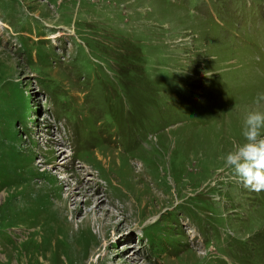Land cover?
Returning a JSON list of instances; mask_svg holds the SVG:
<instances>
[{"label": "rangeland", "instance_id": "obj_1", "mask_svg": "<svg viewBox=\"0 0 264 264\" xmlns=\"http://www.w3.org/2000/svg\"><path fill=\"white\" fill-rule=\"evenodd\" d=\"M262 92L264 0H0V264L38 239L22 191L75 225L104 200L91 264H264V191L222 160Z\"/></svg>", "mask_w": 264, "mask_h": 264}, {"label": "bare ground", "instance_id": "obj_2", "mask_svg": "<svg viewBox=\"0 0 264 264\" xmlns=\"http://www.w3.org/2000/svg\"><path fill=\"white\" fill-rule=\"evenodd\" d=\"M111 154H109L111 156V159L104 162V164L107 163V165L104 166V168H105L104 171L106 170V172H108L110 170L111 174H113V176L116 173L117 175H115V178H113L114 181H116V178L119 179V177H121V175L119 172H117L115 169H113V167H116V166L122 167V164H123L125 159H123V156L120 155V153L114 154L116 156H113ZM114 161H115V166L113 164ZM124 165H125V163H124ZM129 168H131V167H129ZM131 175H132V173H131ZM135 176L139 177L141 182H142L143 176H141L140 174H136V173L134 176L132 175V177L129 178V180L133 179V177H135ZM120 180H122V179H120ZM130 183H131V181H130ZM118 186H120V185H118ZM121 188L122 189L119 188L120 190L118 191V196L122 197V198L124 196L125 197L128 196V198L131 199V203H133L134 207H135L139 194L137 192H135V193L129 192L128 193L125 189H123V187H121ZM128 190H130V189H128ZM131 192H133V191H131ZM9 194H13V193L9 192ZM13 195L14 196L12 199L14 201V207L13 206L12 207L15 209V214L29 216V219L32 221L33 226H36L33 233L38 235L37 237L39 239V240L37 239L35 244L32 242V245L34 244L32 247V250H31L32 253L30 255H28V257L26 259L28 261V264H81V263L82 264H91V258L93 256V254L98 249L97 247L99 245V241L97 240V235L96 236L92 235L91 232H89V230H91V228L93 226L95 227L96 223L97 224L101 223V220L99 218H93V219H91V218L97 216L96 215L97 212L102 210V204L104 202L103 199H101V198L94 199L95 203L93 202L94 203V205H93L94 209L91 211L92 214L90 213L89 215H87L86 218H84L83 221L81 220L82 221L81 225L80 224L75 225L73 223L74 220H71V221L68 220L66 215H65V211L62 212V210H60V209L54 210V215H52V218H51L52 220L50 222L47 215H46L49 213L43 207V206L47 207L48 204H50L49 203L50 200H48L46 202H42L43 201L42 199H40V198L37 199L34 194H32L28 191H22V192L13 194ZM55 195L57 196V194H55ZM113 204H115V203H113ZM131 206H132V204H131ZM80 212H81L80 209L77 208L76 214H78ZM99 217H101V216H99ZM54 220H56L57 222H55ZM55 224H58L62 230V232H61L62 236L61 237L59 234H57ZM99 226H100V224H99ZM106 229H107V227H106ZM102 231H104L103 227H102ZM80 233H82L81 237H79ZM104 235H105V233L102 236L104 237ZM52 236H54L56 239L58 236V238H60L59 240L62 242L63 246L58 247L56 245V243L50 244V243L45 242V239H48ZM65 249H67V251L69 253L67 252L68 255L66 254L65 256H62L61 261H59L60 259L58 258L57 255H59L61 253H66ZM23 251H25V250H23ZM104 264H108V262H105Z\"/></svg>", "mask_w": 264, "mask_h": 264}, {"label": "clouds", "instance_id": "obj_3", "mask_svg": "<svg viewBox=\"0 0 264 264\" xmlns=\"http://www.w3.org/2000/svg\"><path fill=\"white\" fill-rule=\"evenodd\" d=\"M264 92L258 93L254 105L242 122V141L233 147L222 160L233 170L245 188L264 191Z\"/></svg>", "mask_w": 264, "mask_h": 264}]
</instances>
